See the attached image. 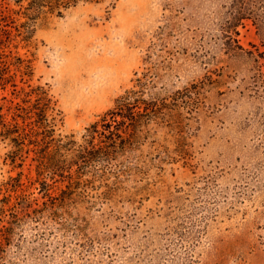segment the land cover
Segmentation results:
<instances>
[{"label":"rangeland","instance_id":"1","mask_svg":"<svg viewBox=\"0 0 264 264\" xmlns=\"http://www.w3.org/2000/svg\"><path fill=\"white\" fill-rule=\"evenodd\" d=\"M231 0H105L84 3L36 32V72L63 111L61 132L76 133L115 105L150 70L162 94L201 83L202 108L188 120V156L162 128L136 154L139 167L112 187L73 195L48 225L28 231L21 264H145L169 225V201L180 187L219 172L233 187L243 165L264 146L256 100L244 91L252 64L224 49L222 18ZM238 40L264 52L252 21ZM264 63V60H261ZM262 148L260 149V151ZM0 146V183L9 176ZM182 154V155H181ZM16 172H13L15 174ZM194 264H264V186L239 210L211 222Z\"/></svg>","mask_w":264,"mask_h":264},{"label":"trees","instance_id":"2","mask_svg":"<svg viewBox=\"0 0 264 264\" xmlns=\"http://www.w3.org/2000/svg\"><path fill=\"white\" fill-rule=\"evenodd\" d=\"M104 1L0 0V146L5 150L3 165L9 167V176L0 183V264H21L19 255L28 238L42 236L38 226L48 225L73 195L103 186L109 194L136 171V153L155 143L160 129L169 128L180 142L178 152L189 154L187 121L202 108V85L162 94L150 70L80 138L61 132L63 111L50 86L37 77L36 32L50 18H63L80 4ZM248 20L264 41V0H231L221 23L223 45L230 57L252 64L242 93L256 100L254 113L264 124V52L256 46L248 50L238 40V28ZM255 153L233 187H223L216 171L178 188L165 212L169 225L160 234L162 245L145 264L196 262L195 251L210 223L237 212L249 193L263 188L264 146ZM31 230L36 234L29 235Z\"/></svg>","mask_w":264,"mask_h":264}]
</instances>
